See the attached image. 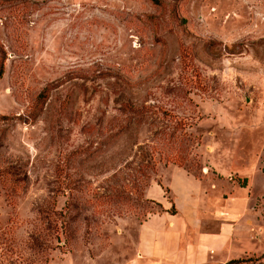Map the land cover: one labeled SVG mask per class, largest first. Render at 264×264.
<instances>
[{"label": "rangeland", "instance_id": "rangeland-1", "mask_svg": "<svg viewBox=\"0 0 264 264\" xmlns=\"http://www.w3.org/2000/svg\"><path fill=\"white\" fill-rule=\"evenodd\" d=\"M173 165L264 264V0H0V264H129Z\"/></svg>", "mask_w": 264, "mask_h": 264}, {"label": "crops", "instance_id": "crops-1", "mask_svg": "<svg viewBox=\"0 0 264 264\" xmlns=\"http://www.w3.org/2000/svg\"><path fill=\"white\" fill-rule=\"evenodd\" d=\"M216 187L215 183H207L180 165L170 167L167 174H158L145 194L160 208L150 211L139 223L136 255L129 264H215L216 259L225 264L242 258L248 251L235 256L227 253L224 257L218 253L221 246L230 245L243 209L231 203L225 207L223 201L225 210L221 212L226 211L232 220L220 221L211 231L203 227L202 214L207 213L204 208L208 210L207 204L211 205L206 193ZM211 208L209 213L215 216ZM245 221L249 223L250 218Z\"/></svg>", "mask_w": 264, "mask_h": 264}, {"label": "trees", "instance_id": "trees-1", "mask_svg": "<svg viewBox=\"0 0 264 264\" xmlns=\"http://www.w3.org/2000/svg\"><path fill=\"white\" fill-rule=\"evenodd\" d=\"M244 260L245 259L243 258H234V259L227 261L225 264H239V262H244ZM241 264H244V263H241Z\"/></svg>", "mask_w": 264, "mask_h": 264}]
</instances>
